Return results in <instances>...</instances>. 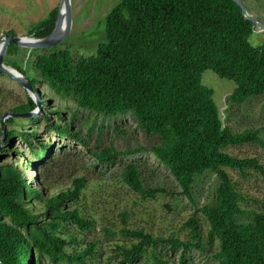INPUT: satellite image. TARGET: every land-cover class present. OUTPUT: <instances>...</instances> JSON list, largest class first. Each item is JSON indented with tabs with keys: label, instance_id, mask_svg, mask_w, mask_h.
<instances>
[{
	"label": "trees",
	"instance_id": "16d2710c",
	"mask_svg": "<svg viewBox=\"0 0 264 264\" xmlns=\"http://www.w3.org/2000/svg\"><path fill=\"white\" fill-rule=\"evenodd\" d=\"M57 10L53 8L31 24L28 35H49ZM253 29L254 24L233 0H119L105 16V40L94 54L74 57L69 49H50L33 59L36 76L30 77L19 65L12 67L32 88L47 84L56 95L89 112L104 116L130 113L146 138L156 137L148 150L165 165L185 196H191L196 176L215 174V202L199 208L208 224V244L217 245L212 258L218 264H264V207L246 208L253 198L238 188L228 172L233 170L243 178L253 172L264 183V165L256 156L238 157L226 151L243 145L264 147V140L258 128L231 131L223 123L213 90L201 82L205 70L232 81L231 105L264 96V42L250 44ZM15 47L10 42L7 53H14ZM35 106L28 96L26 103L11 111L28 112ZM56 117L63 119L58 113ZM52 128L61 137L86 144L78 131L71 132L68 122L62 120ZM4 136L5 143L15 136L29 145L36 139L34 131L14 128ZM146 149L109 145L90 152L97 162L112 164L120 156ZM49 150L48 144H41L32 150V159L42 160ZM53 170L51 165L42 183H50ZM121 180L142 197L163 191L144 189L137 161L125 164ZM86 185L85 177L75 176L71 186L46 196L26 185L17 167L0 163V263L33 264L35 255V264H88L87 257H95L97 244L89 242L81 248V238L73 233L89 231L95 224L81 208ZM31 201L39 206H31ZM184 227L194 239L200 238L196 214ZM120 232L136 241L118 246V264H141L147 257L155 264H171L165 253L156 255L157 245L168 243L172 252L196 246L153 236L142 228L123 227Z\"/></svg>",
	"mask_w": 264,
	"mask_h": 264
},
{
	"label": "rangeland",
	"instance_id": "374dc122",
	"mask_svg": "<svg viewBox=\"0 0 264 264\" xmlns=\"http://www.w3.org/2000/svg\"><path fill=\"white\" fill-rule=\"evenodd\" d=\"M60 1L0 0V44L7 34L31 37L28 35L31 24L58 7ZM70 1L72 14L70 29L58 45L29 49L14 44L17 47L12 54L7 53L6 47L3 63L11 68L13 63L19 65L30 77L36 76L31 65L33 59L50 49H69L74 57L94 54L97 45L105 40V16L119 0ZM241 2L252 17L264 25V0H241ZM249 42L252 46L264 42V32L260 31L257 25H254ZM201 82L213 90V99L219 108L223 123L231 131L240 132L247 128H258L264 140V96L250 98L242 105H231L228 97L235 88L232 81L218 77L211 70H205L201 74ZM28 96L36 105L28 111L32 112L34 117L8 115L2 127L4 134L10 128L34 131L36 139L29 145L20 136H15L9 143H5V136L0 133V150H2L0 163H10L17 167L21 170L26 185L42 190L46 196L71 186V180L75 176L85 177L87 185L82 193L81 208L86 216L95 220V224L89 231L76 229L73 233L81 238V248L89 242L97 244L95 257H87L88 264H118V246L122 244L127 246L136 241L120 232L123 227L142 228L153 236L164 239L176 238L196 245L188 251L179 248L175 252H172L168 243L162 247L157 245L156 255L165 253L171 264H218L212 258L217 245L208 244V224L199 211L203 205H212L215 202L218 185L215 174L207 172L196 176L192 184L191 196L187 197L181 193L180 186L165 165L148 150L157 141L156 137L146 138L130 113L104 116L89 112L77 107L72 100L59 97L47 84H37L31 91L11 76L0 73L1 114H11L14 107L27 102ZM56 113L62 116L64 122L70 124L71 132H79L86 144L56 134L52 126L62 122L56 117ZM10 118L15 120L8 122ZM72 118H75L73 123ZM41 144L50 146L49 153L42 160L34 161L31 152L33 149H38ZM109 145L117 149L137 146L147 149L133 155L120 156L112 164L97 162L90 151ZM226 151L238 157L256 156L264 165L262 146L243 145L229 147ZM50 158H54V161H49ZM129 161L140 163L142 186L146 191L156 188L163 191L156 193L154 197H142L127 187L121 180V174ZM25 164L30 166L27 167ZM51 165L54 168V180L52 179L50 183L45 182L47 184L45 185L42 183V178ZM228 172L236 180L238 188L253 198L247 203L246 208L264 207V183L260 175L252 172L248 177L243 178L233 170ZM31 206L37 207L39 204L31 201ZM193 214H196L201 229V236L198 239H194L189 228L184 227L185 222ZM33 259L35 264V255ZM140 262L155 264L151 257Z\"/></svg>",
	"mask_w": 264,
	"mask_h": 264
},
{
	"label": "water",
	"instance_id": "95a60500",
	"mask_svg": "<svg viewBox=\"0 0 264 264\" xmlns=\"http://www.w3.org/2000/svg\"><path fill=\"white\" fill-rule=\"evenodd\" d=\"M233 1L239 5V7L241 8V12L244 15L245 19L251 21L254 25H257L260 28V31L264 32V25L261 24L259 21H257L256 18L252 17L247 12L241 0H233ZM71 15H72L71 14V1L61 0L58 6V10H57L54 28L49 35L43 38H34V37H26V36L17 37L11 34H7L3 38V41L0 44V73H4V74L11 76L18 83H20L24 88H26L27 90L33 91V88L31 87L30 83L27 81V79L23 76L21 72H19L18 70L14 68L7 67L3 63L4 51L10 42L18 46L28 47L29 49L47 48V47H53L55 45H58L66 37L70 29ZM8 115H11L13 117L14 116L34 117V114L32 112H28V113H13L12 112L11 114L10 113L1 114L0 124H1L3 134H4V131H3L2 123Z\"/></svg>",
	"mask_w": 264,
	"mask_h": 264
}]
</instances>
